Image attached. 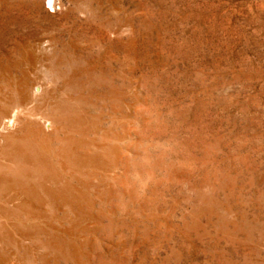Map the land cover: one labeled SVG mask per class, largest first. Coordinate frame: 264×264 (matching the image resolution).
<instances>
[{"label":"rangeland","instance_id":"obj_1","mask_svg":"<svg viewBox=\"0 0 264 264\" xmlns=\"http://www.w3.org/2000/svg\"><path fill=\"white\" fill-rule=\"evenodd\" d=\"M0 30L31 102L75 68L111 148L44 264H264V0H0Z\"/></svg>","mask_w":264,"mask_h":264},{"label":"bare ground","instance_id":"obj_2","mask_svg":"<svg viewBox=\"0 0 264 264\" xmlns=\"http://www.w3.org/2000/svg\"><path fill=\"white\" fill-rule=\"evenodd\" d=\"M46 3L58 9V0ZM47 69L68 85L51 91L38 87L32 102L26 73L18 82L6 73L10 67L0 71V80L5 79L0 89V264H16V257L44 264L49 253L55 260L69 258L72 242L66 238L79 225L73 214L93 207V168L104 166L111 153L107 145L94 149L86 138L91 123L83 111L89 102L81 82L73 84L79 79L75 68ZM15 233L30 244L17 241ZM40 247L45 253L39 255Z\"/></svg>","mask_w":264,"mask_h":264}]
</instances>
